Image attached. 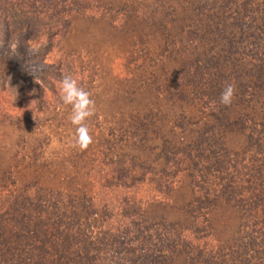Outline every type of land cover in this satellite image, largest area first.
I'll use <instances>...</instances> for the list:
<instances>
[{"label": "trees", "instance_id": "16d2710c", "mask_svg": "<svg viewBox=\"0 0 264 264\" xmlns=\"http://www.w3.org/2000/svg\"><path fill=\"white\" fill-rule=\"evenodd\" d=\"M147 5L141 15L153 22L160 12L158 28L175 49L154 54L176 64L151 86L171 98L176 111H134L126 134L131 144L156 152L149 159L94 153L86 168L90 193L35 183L19 188L9 172V183L0 184V264H264V0ZM105 6L123 11V22L140 15ZM24 27L17 51L0 48V116L9 120L23 109L28 88L39 111L41 80L55 91L40 70L56 79L66 75L59 62L37 55L28 21ZM226 84L233 86L229 105L219 102ZM233 132L242 137L236 149L227 145ZM184 187L190 191L187 222L148 219V205L168 204ZM220 204L240 214L226 240L210 222Z\"/></svg>", "mask_w": 264, "mask_h": 264}, {"label": "rangeland", "instance_id": "374dc122", "mask_svg": "<svg viewBox=\"0 0 264 264\" xmlns=\"http://www.w3.org/2000/svg\"><path fill=\"white\" fill-rule=\"evenodd\" d=\"M125 1H129L126 7ZM72 2L76 5L70 9ZM98 2L0 0L1 50H16L28 21V41L37 49V55H45L52 65L59 62L61 71L73 76L94 101L93 115L84 121L92 141L80 150L72 146L75 129L69 122L70 106H63L59 99L60 79L40 70L38 73L54 82L55 88L53 92L41 80L45 86L42 111L36 108L35 97L28 88L23 109L13 112L11 120L0 116V184L9 183L10 172L19 188L35 183L72 193H90L93 184L86 168L94 153L104 150L112 155L117 151L149 159L156 152L131 144L126 128L131 113L146 106H161L169 115L176 111L172 99L151 86L160 84L176 65L171 60L160 61L162 55H155L154 51L160 47L171 52L175 49L158 28L160 12L153 15V22L141 15L140 8L147 9L150 0ZM106 2L125 12L139 9L140 15L123 22V11L106 7ZM46 39L50 45L44 44ZM41 44L44 48H40ZM241 142L240 134H228L229 148L236 149ZM189 199V189L180 188L170 203L148 205L146 215L154 222H187ZM239 217L237 207L217 205L210 214L216 236L220 240L231 238L239 227Z\"/></svg>", "mask_w": 264, "mask_h": 264}, {"label": "clouds", "instance_id": "9594fccd", "mask_svg": "<svg viewBox=\"0 0 264 264\" xmlns=\"http://www.w3.org/2000/svg\"><path fill=\"white\" fill-rule=\"evenodd\" d=\"M59 99L63 106H70V124L74 127L72 146L83 150L92 141L88 128L84 124L86 118L93 115L94 101L90 93L80 87L78 81L71 75H63L59 80ZM233 86L226 84L219 97L220 104L229 105L232 102Z\"/></svg>", "mask_w": 264, "mask_h": 264}]
</instances>
